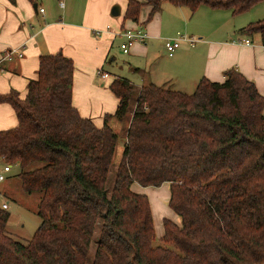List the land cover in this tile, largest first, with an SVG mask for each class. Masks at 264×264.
Returning a JSON list of instances; mask_svg holds the SVG:
<instances>
[{
	"label": "trees",
	"instance_id": "16d2710c",
	"mask_svg": "<svg viewBox=\"0 0 264 264\" xmlns=\"http://www.w3.org/2000/svg\"><path fill=\"white\" fill-rule=\"evenodd\" d=\"M161 1L128 0L125 18L137 21L144 3L151 18ZM170 1L237 14L262 0ZM242 30L264 45V18ZM72 69L60 52L40 55L24 97L0 94L17 119L0 130V157L18 165L25 192H40V223L26 243L6 233L0 206V264H263L264 96L255 83L234 68L222 82L203 76L192 93L137 88L117 76L110 89L119 105L99 127L71 104ZM112 119L128 124L108 189L118 139ZM34 162L41 165L27 169ZM165 182L181 222L164 219V244L153 245L149 199L132 185Z\"/></svg>",
	"mask_w": 264,
	"mask_h": 264
},
{
	"label": "crops",
	"instance_id": "0c3cea01",
	"mask_svg": "<svg viewBox=\"0 0 264 264\" xmlns=\"http://www.w3.org/2000/svg\"><path fill=\"white\" fill-rule=\"evenodd\" d=\"M44 1L0 0V94L13 90L18 97H24L27 82L36 77L38 57L60 52L72 61L71 104L99 127L105 115L114 114L119 105V98L110 89L117 76L128 79L137 88L154 83L189 93L203 76L222 82L224 72L234 68L252 80L264 96V45L258 33L242 30L264 18V0L237 14L204 3L192 10L190 6L162 0L151 18L148 16L152 6L144 3L137 21L125 18L128 0H84L79 15L63 6V1V10L53 8L50 0L44 5ZM113 4L121 6L119 16L110 15ZM237 15L244 16L230 29L228 23L235 22ZM107 25L109 30H105ZM137 26L144 28L147 37L144 42H134L130 51L124 53L120 47L124 37L114 33ZM179 28L199 40L194 46L182 42L169 56L164 42L175 36ZM97 29L103 32L96 35ZM8 50L21 56L2 59ZM99 70L109 76L102 77ZM114 122L112 119L111 123ZM16 125L12 106L0 102V130ZM140 186L133 183L132 189L145 194ZM143 188L146 192L152 189ZM162 229L164 233L163 224Z\"/></svg>",
	"mask_w": 264,
	"mask_h": 264
},
{
	"label": "rangeland",
	"instance_id": "374dc122",
	"mask_svg": "<svg viewBox=\"0 0 264 264\" xmlns=\"http://www.w3.org/2000/svg\"><path fill=\"white\" fill-rule=\"evenodd\" d=\"M63 1V6L66 8H71L76 14L82 11L84 0H61ZM53 8L57 10H63L59 5V0H50L49 1ZM43 4H47V0L43 2ZM42 4V5H43ZM114 5V4H113ZM112 5V6H113ZM111 6V7H112ZM261 6V5H259ZM111 9V8H110ZM79 15V14H78ZM244 15H237L235 17V22L228 23L230 29L234 26H237L238 19ZM239 30V27L236 31ZM178 32L183 33V28H179ZM177 31L174 33L176 35ZM116 73V72H114ZM168 87V86H167ZM193 92V91H192ZM189 92V93H192ZM134 108V106H133ZM132 110V106L130 107V111ZM112 124V123H111ZM127 121H123L121 123L114 122L113 128L118 134L117 145L115 149V153L113 155V159L109 168V173L107 176L106 186L108 189H111L117 172L118 163L122 157V152L124 148L125 142V135L124 130L126 128ZM10 164V170L5 172V178L0 181V203L2 199L7 201L8 208L5 209L9 216L8 220L5 224V231L6 233L11 236L13 239H16L22 243H26L33 233L35 232L36 228L40 223V217L36 213L37 204L40 197V192H25L20 185V179L18 177L19 167L15 163H7L3 161L0 157V171L2 170L3 165ZM41 162H34L31 163L27 169H31L37 166H40ZM164 187L161 190H157V186H151V191L146 192L143 186L139 188L142 189V192L148 196L151 205V211L153 215V222L155 228V237L153 239V245H163V241L161 240L163 236V229H162V221L164 218L171 219L177 223L181 222L179 215L169 206V197H170V190H169V183L165 182ZM162 184V185H163ZM139 186V185H138ZM99 227L96 228L93 234V240L90 246V258L94 253L96 247V237L99 234ZM168 246L173 247L171 244H167ZM87 264H90L89 262Z\"/></svg>",
	"mask_w": 264,
	"mask_h": 264
},
{
	"label": "built area",
	"instance_id": "2783aa9c",
	"mask_svg": "<svg viewBox=\"0 0 264 264\" xmlns=\"http://www.w3.org/2000/svg\"><path fill=\"white\" fill-rule=\"evenodd\" d=\"M59 5L62 6V1L59 0ZM39 11H42V8H39ZM110 26L107 25L105 30H109ZM103 32L102 29L95 30L96 35H100ZM114 36H122L124 37V40L121 42L120 47L124 53H127L130 51L131 45L134 42H144V40L147 37V33L144 30L142 26L137 27H127L123 30L114 33ZM199 39L194 35H187L184 33L177 32L175 36L169 37L165 40L164 46L166 49V52L169 56H172L175 51L180 47L182 42H187L190 46H194L196 42ZM245 43H250V40H245ZM14 55L21 56L20 53H15L14 50H8L4 52L2 59H11ZM99 74L106 78L109 76V73L99 70ZM3 159V157H2ZM10 170V164H5L2 167V170L0 171V181H2L5 178V172ZM2 209L7 208V201H2L0 204Z\"/></svg>",
	"mask_w": 264,
	"mask_h": 264
},
{
	"label": "water",
	"instance_id": "95a60500",
	"mask_svg": "<svg viewBox=\"0 0 264 264\" xmlns=\"http://www.w3.org/2000/svg\"><path fill=\"white\" fill-rule=\"evenodd\" d=\"M33 6H35V4ZM120 13H121V6L119 4H114L110 9V15L111 16H119Z\"/></svg>",
	"mask_w": 264,
	"mask_h": 264
}]
</instances>
